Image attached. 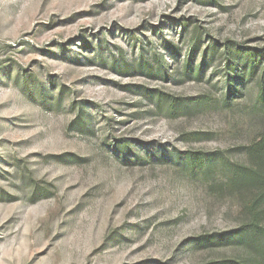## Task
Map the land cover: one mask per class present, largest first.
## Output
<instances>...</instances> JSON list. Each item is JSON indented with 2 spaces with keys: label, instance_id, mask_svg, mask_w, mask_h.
Returning <instances> with one entry per match:
<instances>
[{
  "label": "rangeland",
  "instance_id": "rangeland-1",
  "mask_svg": "<svg viewBox=\"0 0 264 264\" xmlns=\"http://www.w3.org/2000/svg\"><path fill=\"white\" fill-rule=\"evenodd\" d=\"M263 84L264 0H0V264H226Z\"/></svg>",
  "mask_w": 264,
  "mask_h": 264
},
{
  "label": "trees",
  "instance_id": "trees-1",
  "mask_svg": "<svg viewBox=\"0 0 264 264\" xmlns=\"http://www.w3.org/2000/svg\"><path fill=\"white\" fill-rule=\"evenodd\" d=\"M262 90H264V84ZM244 183L264 184V173L252 169L232 179L234 185ZM243 210V214L247 213L250 220L239 229L227 234L230 241L228 244L238 247L240 253L231 257L226 264H264V230L261 227L264 220V191L259 193Z\"/></svg>",
  "mask_w": 264,
  "mask_h": 264
}]
</instances>
